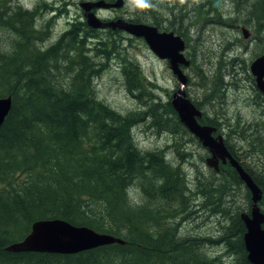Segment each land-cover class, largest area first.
<instances>
[{
    "label": "trees",
    "instance_id": "obj_1",
    "mask_svg": "<svg viewBox=\"0 0 264 264\" xmlns=\"http://www.w3.org/2000/svg\"><path fill=\"white\" fill-rule=\"evenodd\" d=\"M10 1L0 0V34L7 32L12 38L10 47L3 44L2 49L0 43V98L11 97V109L0 127V264H223L219 256L208 257L202 252L201 246L206 241L209 242L206 245L223 244L224 251L235 258L236 264H250L241 222H234L217 240L180 238L176 226L169 223L182 213L187 201L182 174L179 168L166 165L160 152L139 153L132 128L155 110L154 123L160 122L159 130L188 134L170 102L152 105L148 112L125 116L112 110L98 101L91 90V79L99 69L87 62L82 47L83 38H94V33L91 34L94 30L90 31L85 22L72 24L65 33L69 40L67 47L55 44L41 51L30 42L46 33L33 27L37 9L25 10L16 0L12 8ZM182 5L185 8L188 4ZM38 7L43 9V5ZM174 9L166 13L170 17L169 28L175 33H186L188 22L183 14L186 11L181 8L175 15ZM143 10L155 24V11L149 7ZM245 16L256 34L264 32V0H255ZM134 21L140 23L141 19ZM107 33L112 39L100 40L94 54L105 55L100 47L103 44L109 49L116 48L118 31L115 35L111 30ZM257 44L262 48L257 55H263L264 42L258 39ZM58 51L79 66L74 72L69 69L74 75L66 88L54 81V72L60 73V69H45L54 66L50 61H59ZM222 69L226 68L218 62L214 75L208 79L205 87L208 103H218L223 87L227 86L223 83ZM242 69H247V65ZM197 71L202 73L201 69ZM123 73L129 92L143 88L137 66L130 69L125 66ZM227 75L232 77L234 73L227 71ZM160 109L163 114L157 113ZM166 117L173 120L167 121ZM202 119L201 124L214 126L211 120ZM142 170L164 179L155 197L177 202L175 207H162L163 213H155L129 204L127 186ZM215 203L220 211L219 203ZM52 219L112 235L125 244H111L75 255L5 251L9 244L24 239L33 223Z\"/></svg>",
    "mask_w": 264,
    "mask_h": 264
},
{
    "label": "rangeland",
    "instance_id": "obj_2",
    "mask_svg": "<svg viewBox=\"0 0 264 264\" xmlns=\"http://www.w3.org/2000/svg\"><path fill=\"white\" fill-rule=\"evenodd\" d=\"M84 1L88 0H16L25 10L37 9L38 16L36 20L33 19V27L46 32L37 40H31V44L34 43L33 45L41 51L48 50L69 30L70 25L84 20L83 11L79 7ZM254 1L150 0L154 7L149 8L156 13L155 24L143 7L137 11H130L129 7H126L122 12L128 10V16L133 18L132 20L137 18L138 21L141 19L140 22L158 28L166 27L164 30L173 32L184 41V56L191 62L188 67L181 68L187 78L184 89L186 97L197 108L202 109V120L209 119L214 123V127L219 128L217 134L222 135L225 145L237 153L242 166L254 179L264 184V98L257 90L249 71L251 61L260 55L257 54L262 48L258 46L257 40L264 42V32L256 34L245 16ZM182 2L188 4L187 7L183 8ZM9 5L14 8L13 0ZM39 5H43L42 10ZM172 7L175 8V15L181 8L186 11V14L183 12L188 22L186 33H175L169 28L170 17L165 13ZM243 28L250 34L246 39L243 37ZM125 34H118L116 48L113 46L109 49L105 44L100 46L105 55H96L93 50L99 47L100 40L105 41L107 37H111L107 32L99 33V43L95 39L96 36L83 38L82 47L87 52H84L87 62L92 64L94 69H99V73L91 79V90L95 98L123 116L148 112L152 105H165L179 87L166 60H159L143 39L129 35L127 37ZM10 40L12 38L7 32H1L2 49L3 44L10 47ZM8 47L4 48V51ZM57 55L59 61H50V65L54 66H45V69H60V73L54 72V81L62 83L63 88H66L70 76L74 75L73 72L79 69V66L75 62L70 63L64 53L58 51ZM218 62L226 68L221 72L224 73L223 83L227 86L223 87V95L218 103H208L205 87L209 83L208 79L214 75ZM243 65H247V69L243 70ZM125 66L128 69L137 66L140 70L143 77L141 90L129 92L123 73ZM198 69H201L202 73H199ZM227 71L234 73L233 78L227 75ZM153 112L155 110L152 115L147 114L143 122L133 126L132 137L139 153L160 152L165 164L170 168H179L182 174L187 201L182 213L169 220V223L176 226V233L180 238L217 240V236L232 227L234 222L237 224L238 208L240 211V207L246 208L250 194L240 182L231 186L233 172L229 167H221L220 173H216L206 166V149L190 133L179 131L174 134L168 130H159L160 122L154 123L156 120ZM157 113L163 114L161 109ZM166 119L173 120L170 117ZM177 151L185 156H178ZM152 174L142 170L132 177L127 186L128 201L132 206L144 207L145 211L163 213L162 207L173 208L177 202L155 197L164 179L155 178ZM215 202L219 203L220 211H217ZM260 207L264 210V198ZM206 242L201 246L205 255L219 256L223 264L237 263L234 257L226 254L223 244L213 242L206 245Z\"/></svg>",
    "mask_w": 264,
    "mask_h": 264
},
{
    "label": "water",
    "instance_id": "obj_3",
    "mask_svg": "<svg viewBox=\"0 0 264 264\" xmlns=\"http://www.w3.org/2000/svg\"><path fill=\"white\" fill-rule=\"evenodd\" d=\"M122 3V0H117L113 6L120 8ZM79 7L83 11L85 23L89 28L120 30L135 38H141L159 60L168 62L169 68L179 84V88L171 97L170 104L180 123L211 154L205 159L206 166L218 171L219 161L222 164L228 161L250 193L252 203L250 215L241 214V220L245 227L242 239L247 253V261L250 264H264V214L258 206L262 199L261 188L230 154L223 137L221 135L214 136L216 128L200 124L199 119L202 117V112L186 97L184 91L187 78L180 66L188 67L190 64L183 54L184 41L173 32H159L158 28L153 25L134 23L124 19L109 22L100 20L92 10L108 8L109 5L103 0L84 1L79 4ZM242 33L245 39L250 36L244 28ZM249 71L255 80L257 90L264 98V54L251 61ZM10 109L11 97L0 98V127ZM111 244L124 245L125 242L109 234L97 233L87 227L73 226L66 221L52 219L38 220L33 223L29 234L21 241L6 246L5 251L9 253L75 255Z\"/></svg>",
    "mask_w": 264,
    "mask_h": 264
},
{
    "label": "flooded vegetation",
    "instance_id": "obj_4",
    "mask_svg": "<svg viewBox=\"0 0 264 264\" xmlns=\"http://www.w3.org/2000/svg\"><path fill=\"white\" fill-rule=\"evenodd\" d=\"M97 1H99V0H88V2H97ZM103 1H105V3H107L108 5H109V7L108 8H105V9H96V10H93V12H94V14L97 16V17H99L102 21H104V22H109V21H115V20H117V19H124V20H126V21H133L132 19L133 18H130L129 16H128V10H127V12H125V13H123L122 12V10L123 9H125L126 7H128L127 6V0H122L123 1V3H122V6L120 7V8H115L113 5L117 2V0H103ZM103 13H105V14H103ZM82 16H83V13H82ZM106 18V19H105ZM83 23H84V20L83 21H81V23H78V24H81V25H83ZM141 23H144V22H141ZM147 24V23H146ZM88 27V26H87ZM89 28V27H88ZM158 28V27H157ZM166 27H162L161 26V28H158L159 29V32H165L166 30H164ZM90 29V28H89ZM107 30H110V29H104V30H94V32H91V34H93L94 33V35L96 36V41H97V43H99L98 42V36H99V33H106L107 32ZM90 31H93L92 29L90 30ZM112 31V33H113V35H114V32L115 31H118V30H111ZM118 34H125V33H123V32H121V31H118ZM126 35V34H125ZM127 37H128V34H127ZM79 38L81 39V36H79ZM61 40V41H60ZM63 42V43H62ZM69 40L67 39V37L65 36V33L63 34V35H61L60 36V38L55 42V44H58V46H61L62 48H65V47H67V45H69ZM55 44L54 45H52V46H55ZM185 44V43H184ZM51 46V47H52ZM185 49H186V45H185ZM185 52V51H184ZM189 62H190V59H189ZM168 63V62H167ZM191 63V62H190ZM182 68V67H181ZM199 109V108H198ZM200 110V109H199ZM202 110V109H201ZM202 112V111H201ZM216 128V127H215ZM217 129V131H216V133L214 134V136H217V135H220V134H217V133H219V128H216ZM222 136V135H221ZM223 141H224V139H223ZM225 143V142H224ZM227 147V146H226ZM228 148V147H227ZM206 149V148H205ZM228 151L230 152V154L233 156V158L235 159V160H237L240 164H241V166H242V163L239 161V157H238V155H237V153L235 152V151H233V150H231L230 148H228ZM206 152H207V154H208V156L206 157V158H208V157H210L211 156V154L208 152V150L206 149ZM221 167H229L231 170H232V176H233V182H231V186L233 185V183L234 184H236V183H238L239 184V182L240 183H242L243 184V182L240 180V178H239V176H238V174H237V172L231 167V165L229 164V162L228 161H226V163L225 164H222V162L221 161H219V164H218V171H214V172H216V173H220V168ZM243 167V166H242ZM243 169L245 170V171H247L244 167H243ZM212 170V169H211ZM248 172V171H247ZM249 173V172H248ZM250 174V173H249ZM236 175V176H235ZM250 176L252 177V179L254 180V178H253V176L250 174ZM255 181V180H254ZM244 185V184H243ZM264 185V184H263ZM260 187V186H259ZM232 188V187H231ZM261 188V187H260ZM261 191H262V199L264 198V188L262 189L261 188ZM250 194V193H249ZM261 199V200H262ZM261 202V201H260ZM260 202L258 203V206H259V208H260V211H262V213L264 214V211H263V209H261V207H260ZM241 208V211H240V209L238 208V214H237V218H238V222H241L242 223V225H243V227H244V224H243V221L241 220V214L242 213H245V214H247V215H250V212H251V208H252V203H251V199H250V196H249V201H248V203H247V206H246V208L245 209H243L242 207H240ZM245 228V227H244Z\"/></svg>",
    "mask_w": 264,
    "mask_h": 264
},
{
    "label": "clouds",
    "instance_id": "obj_5",
    "mask_svg": "<svg viewBox=\"0 0 264 264\" xmlns=\"http://www.w3.org/2000/svg\"><path fill=\"white\" fill-rule=\"evenodd\" d=\"M130 11L140 10L142 7H154L150 0H127Z\"/></svg>",
    "mask_w": 264,
    "mask_h": 264
},
{
    "label": "bare ground",
    "instance_id": "obj_6",
    "mask_svg": "<svg viewBox=\"0 0 264 264\" xmlns=\"http://www.w3.org/2000/svg\"><path fill=\"white\" fill-rule=\"evenodd\" d=\"M178 1V0H177ZM164 3V2H163ZM166 4H167V2H166ZM166 14V13H165ZM31 15V14H30ZM12 16V15H11ZM21 18V17H20ZM53 18V17H52ZM106 19V18H105ZM163 20V19H162ZM161 20V21H162ZM165 20V19H164ZM149 21V20H148ZM155 21V20H154ZM166 21V20H165ZM135 22V21H134ZM163 22V21H162ZM153 23V22H152ZM165 23V22H164ZM163 23V24H164ZM158 25V24H157ZM160 25V24H159ZM42 30V29H41ZM159 30V29H158ZM166 32H167V30H166ZM36 35H37V33H36ZM38 36V35H37ZM118 36V35H117ZM109 39V38H108ZM71 40V39H70ZM61 41V40H60ZM63 43V42H62ZM34 44V43H33ZM113 46V45H112ZM115 47V46H114ZM86 49V48H85ZM111 49V48H110ZM88 51V50H87ZM111 51V50H110ZM87 53V52H86ZM99 57V56H98ZM117 59V58H116ZM127 89V88H126ZM168 102H170V101H168ZM254 107V106H253ZM259 108V107H258ZM263 117V116H262ZM261 122V121H260ZM259 123V122H258ZM257 123V124H258ZM257 127V126H256ZM262 127V126H261ZM258 128V127H257ZM226 137V136H225ZM200 144V143H199ZM170 147V146H169ZM240 149V148H239ZM251 171V170H250ZM257 172V171H256ZM202 175V174H201ZM236 176V175H235ZM139 189V188H138ZM228 198V197H227ZM229 202H231V201H229ZM233 204V203H232ZM225 205V204H224ZM231 206V205H230ZM233 208V207H232ZM201 209V208H200ZM235 211V210H234ZM262 212V211H261ZM225 216V215H224ZM222 224V223H221ZM222 226V225H221ZM215 228V227H214ZM218 228V227H217ZM215 234V233H214ZM217 235V234H216ZM210 239V238H209ZM207 243V242H206ZM206 246V245H205ZM209 247V246H208Z\"/></svg>",
    "mask_w": 264,
    "mask_h": 264
}]
</instances>
